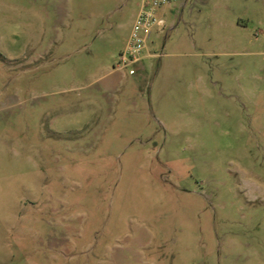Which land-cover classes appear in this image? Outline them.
<instances>
[{"label": "rangeland", "instance_id": "rangeland-1", "mask_svg": "<svg viewBox=\"0 0 264 264\" xmlns=\"http://www.w3.org/2000/svg\"><path fill=\"white\" fill-rule=\"evenodd\" d=\"M0 0V264H264V0ZM150 8V7H149Z\"/></svg>", "mask_w": 264, "mask_h": 264}, {"label": "built area", "instance_id": "built-area-1", "mask_svg": "<svg viewBox=\"0 0 264 264\" xmlns=\"http://www.w3.org/2000/svg\"><path fill=\"white\" fill-rule=\"evenodd\" d=\"M173 0H144L142 8L134 22L129 44L121 53L117 70L128 71L130 75H135L147 48V39L151 29L155 25H162L163 21L157 20L153 9L163 6ZM150 7V8H149Z\"/></svg>", "mask_w": 264, "mask_h": 264}]
</instances>
